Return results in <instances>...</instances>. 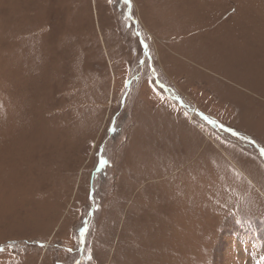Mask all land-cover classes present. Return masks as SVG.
Segmentation results:
<instances>
[{
  "label": "rangeland",
  "instance_id": "obj_1",
  "mask_svg": "<svg viewBox=\"0 0 264 264\" xmlns=\"http://www.w3.org/2000/svg\"><path fill=\"white\" fill-rule=\"evenodd\" d=\"M6 242L0 264H264V0H0Z\"/></svg>",
  "mask_w": 264,
  "mask_h": 264
},
{
  "label": "crops",
  "instance_id": "obj_2",
  "mask_svg": "<svg viewBox=\"0 0 264 264\" xmlns=\"http://www.w3.org/2000/svg\"><path fill=\"white\" fill-rule=\"evenodd\" d=\"M176 85H178L179 87H180V85L179 84H176ZM194 103V102H193ZM195 104V106L197 107V108H200V106L197 104V103H194ZM165 107V106H164ZM165 111L167 112V113H169L170 115H172L173 117H176V118H181V119H183L184 121H189L190 123H191V121H190V117L188 116V117H186L185 116V114L181 111V110H179V109H177V108H174V107H170V106H167V108L165 107ZM171 112H174L177 116H174ZM179 116V117H178ZM172 118V117H171ZM191 125V124H190ZM191 128L193 129V127H192V125H191ZM194 130V129H193ZM195 131V130H194ZM197 132V131H196ZM185 145H187L186 143H184ZM216 148H217V150H218V152H219V147H218V145H216ZM196 156V155H195Z\"/></svg>",
  "mask_w": 264,
  "mask_h": 264
}]
</instances>
